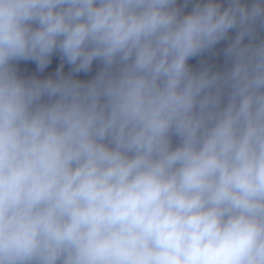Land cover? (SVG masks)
I'll return each instance as SVG.
<instances>
[{
	"label": "clouds",
	"instance_id": "obj_1",
	"mask_svg": "<svg viewBox=\"0 0 264 264\" xmlns=\"http://www.w3.org/2000/svg\"><path fill=\"white\" fill-rule=\"evenodd\" d=\"M261 31L264 0H0V264H264Z\"/></svg>",
	"mask_w": 264,
	"mask_h": 264
}]
</instances>
